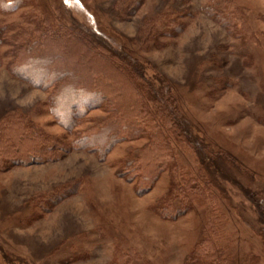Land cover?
Instances as JSON below:
<instances>
[{"label": "rangeland", "instance_id": "1", "mask_svg": "<svg viewBox=\"0 0 264 264\" xmlns=\"http://www.w3.org/2000/svg\"><path fill=\"white\" fill-rule=\"evenodd\" d=\"M32 1L0 13V264H189L195 251L211 250L201 239L213 206L226 220L220 255L231 264H264V0H227L237 15L234 31L209 16V0ZM39 13L81 26L140 63L165 87L191 135L218 158L234 160L243 173L209 170L216 183L211 207L193 203L182 216L163 219L154 207L170 189L168 169L135 193L120 172L145 136L118 141L105 155L70 147L76 132L107 114L92 108L68 130L53 103H67L70 123V106L81 96L68 92L74 76L87 87L93 68L122 76L71 39L43 37ZM19 67L31 78L11 73ZM62 75L69 78L56 94ZM18 121L50 141L39 143L33 131L27 141ZM171 144L173 164L206 172L188 145ZM45 150L59 156L32 154Z\"/></svg>", "mask_w": 264, "mask_h": 264}, {"label": "trees", "instance_id": "2", "mask_svg": "<svg viewBox=\"0 0 264 264\" xmlns=\"http://www.w3.org/2000/svg\"><path fill=\"white\" fill-rule=\"evenodd\" d=\"M32 2V0H0V13H10L15 8L28 6ZM226 3L227 0H209L203 8L223 27L234 31L237 15L233 10L226 7ZM34 6L35 4L32 7ZM38 17H41L37 24L39 33L43 34V37L46 36L50 40H57L59 36L61 40L71 39L84 49L86 55L92 54L109 65L114 73H119L122 76V80H116L112 77V71L109 68V71L93 68L85 78L88 87L83 84L81 78L74 76L75 83L68 92L75 95L81 92V96L78 97L77 102L73 101L75 103L70 106L72 113L70 123L67 122L69 118L67 103L64 102V105L59 107L57 103H53L51 108L62 115V120L58 119V121L64 127L67 125V129L71 128L68 130H72V126L78 125L85 113L92 108L102 109L107 114L105 118L96 121L84 131L76 132L70 147L74 150H89L97 155H105L109 146L118 141L145 136L148 138V142L139 151L132 153L129 160L124 162L120 172L126 181L134 184L135 193L139 195L148 191L158 177L168 169L171 171L170 189L164 199L154 207V210L163 219H174L182 216L192 209L193 203L200 205V207H206L209 204L211 207V201L215 196L212 189L215 190L216 183L211 176L210 168L212 167L213 171H220L221 173L223 167L227 166L237 172H242L234 160L232 158H218L213 154L209 145L191 135L179 116L176 105H173L172 99L164 93L165 87L160 83L157 86L156 83L154 84L149 80L140 63L128 58L117 49H112L106 42L81 26L63 23L64 21L60 18L47 17L44 13H39ZM30 38L26 36L24 40ZM67 57L65 56V58ZM11 70V73L17 77L25 79L28 76L26 75L27 70L22 67L16 70L11 68ZM50 71L51 75L49 74V76L54 77L58 69H51ZM67 78L69 75H62L57 78V80H63L59 83L56 81V94L60 90L61 83ZM77 80L82 81L78 82ZM124 81H126L125 84ZM36 82L39 86H45L44 88H48L52 84V82ZM91 86H97L99 89H92ZM62 93L64 94V90ZM71 102L72 100L69 103ZM18 123L20 127H23L26 133V137L23 136V138L27 141H30L32 131L39 132V129L33 125L22 121H18ZM35 138L41 144L50 141L43 134ZM172 140L179 144L188 145L190 150L196 154V160L203 163L206 172L201 171L202 173L199 175H193L192 172L183 169L182 164L181 167H179L180 163L175 162L173 164L170 161L171 159L175 160V158H171L173 156ZM56 151H49V153L48 150L32 151V154L41 155V157L43 154L47 156L45 158L54 157L52 159H56L55 157L59 156ZM28 153L23 154L24 159H30L31 153ZM4 159L0 158V162H3ZM180 168L181 170H179ZM177 170L179 171L177 172ZM176 174L181 177L177 179ZM259 210L263 213L264 205L259 204ZM208 217L210 221H208L207 227H203L205 235L203 234L201 244H208L211 250L206 252V249L203 248L202 252L195 251V254L191 255L189 264H231L230 260L229 262L226 257L220 255L223 249L217 243L220 238L224 237L226 231V220L223 213L213 206L212 215L210 214ZM197 248L200 250L202 246L198 245Z\"/></svg>", "mask_w": 264, "mask_h": 264}]
</instances>
